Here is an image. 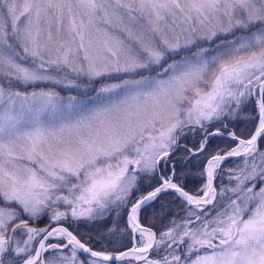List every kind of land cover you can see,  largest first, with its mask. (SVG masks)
Wrapping results in <instances>:
<instances>
[{"label": "snow or ice", "instance_id": "6c2138e0", "mask_svg": "<svg viewBox=\"0 0 264 264\" xmlns=\"http://www.w3.org/2000/svg\"><path fill=\"white\" fill-rule=\"evenodd\" d=\"M0 264H264V0H0Z\"/></svg>", "mask_w": 264, "mask_h": 264}]
</instances>
